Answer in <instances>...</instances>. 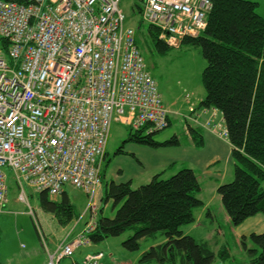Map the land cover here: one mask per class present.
I'll return each mask as SVG.
<instances>
[{"label":"built area","instance_id":"1","mask_svg":"<svg viewBox=\"0 0 264 264\" xmlns=\"http://www.w3.org/2000/svg\"><path fill=\"white\" fill-rule=\"evenodd\" d=\"M211 0H143L142 19L178 47L206 27ZM0 166L36 191L83 189L96 207L114 121L147 131L168 125L169 110L127 25L119 0H0ZM0 169V211L9 202ZM30 214L33 209L29 203ZM97 226L96 217L88 226ZM81 240L67 242L58 258ZM102 253L85 264H102ZM49 264H57L51 255Z\"/></svg>","mask_w":264,"mask_h":264},{"label":"trees","instance_id":"2","mask_svg":"<svg viewBox=\"0 0 264 264\" xmlns=\"http://www.w3.org/2000/svg\"><path fill=\"white\" fill-rule=\"evenodd\" d=\"M211 1L206 27L195 37L185 36L178 47L161 39L154 24L149 23L148 32L161 51L184 43L201 48L207 62L202 72L206 95L195 109L215 112L219 116L216 122L223 128V135L219 136L227 138L232 146L234 178L220 184L217 190L232 223L237 225L264 213V16L258 13L259 3L254 0ZM137 8L141 11L142 6ZM3 45L6 48L7 41L3 40ZM146 128H131L128 140L151 147L181 145L177 135L159 141L154 138L156 132L146 133ZM188 129L195 145L203 147L201 127L188 124ZM123 151L122 145L117 152ZM163 173L154 174L149 182L136 188L132 180L106 184L98 225L89 233L90 241L98 243L133 229L123 245L138 250L143 238L161 233L166 240L151 245L140 261L214 264L220 258L225 262L230 257L227 249L216 252L208 241H199L181 230L183 224L195 220L194 209L204 205L198 196L202 186L195 169L183 167L169 177H163ZM106 202L117 208L113 216L105 214ZM40 205L54 214L61 225L72 223L76 217L65 190L57 198H52L47 190L40 191ZM242 246L249 253L250 264H264V230L244 235ZM75 255L61 259L60 264H83L85 257Z\"/></svg>","mask_w":264,"mask_h":264},{"label":"rangeland","instance_id":"3","mask_svg":"<svg viewBox=\"0 0 264 264\" xmlns=\"http://www.w3.org/2000/svg\"><path fill=\"white\" fill-rule=\"evenodd\" d=\"M254 1L259 3L258 13L264 15V0ZM119 4L126 15L127 25L136 30L137 42L148 69L157 80L164 104L171 110L170 125L156 132L154 138L162 141L177 135L182 147H151L128 140L131 127L125 122L114 121L107 143V157L101 169L104 185L95 199L96 207L87 208L89 197L83 189L73 185L65 186L76 215L68 225L59 224L54 214L45 211L40 205V192L23 181L26 202L33 209V214H30L26 202L19 199L21 187L13 170L8 166H0V169L7 173L9 183V202L5 209L0 211V261L4 264H48L51 255L59 259L58 254L63 244L81 240L75 257L80 254L85 257L90 251L102 250L105 254V264H145L140 261L142 253L151 245L164 242L166 238L163 234L143 238L138 250H129L123 245V241L134 232L133 229L106 237L98 243L87 244V228L92 217L100 213L98 210L103 205L104 188L112 180H132V186L136 188L149 182L154 174L163 170V177H169L183 167H191L197 169L202 186L198 196L204 201V205L194 209L195 220L183 224L181 230L199 241H208L216 252L219 249H227L230 257L225 262L218 258L214 264H250L249 253L244 250L242 239L244 235L250 236L252 232H260L264 228H260V221L252 217L237 225L232 223L217 190L220 184L234 178L232 147L226 140L205 132L203 136L206 137L207 144L201 148L196 147L185 120L187 117L193 120L200 118V114H197L199 111L193 107L206 95L202 72L207 62L201 48L184 43L179 48L167 47L163 51L159 50L149 35V23L143 21L141 11L137 8V5H143V0H119ZM0 49L6 52L1 36ZM205 122L211 124L208 118ZM223 126L225 128L224 122ZM122 145L124 151L117 152ZM175 150L182 151L176 156L178 161L172 166H164L166 155L173 154ZM214 156L215 158L207 161L215 163L210 169V172L215 174L206 173L202 166L196 168V157L205 160ZM104 204L105 214L113 216L117 208H113L112 202ZM252 245L249 243V246Z\"/></svg>","mask_w":264,"mask_h":264},{"label":"crops","instance_id":"4","mask_svg":"<svg viewBox=\"0 0 264 264\" xmlns=\"http://www.w3.org/2000/svg\"><path fill=\"white\" fill-rule=\"evenodd\" d=\"M263 15V14H262ZM264 16V15H263ZM198 103H196V105H197ZM169 108V107H168ZM200 114L201 116H200V118L201 119H205V117H206V115L204 114V111H200L199 110V112H197V114ZM170 116H171V114H170ZM217 118L219 119V116H217ZM171 120V119H170ZM203 129V130H202ZM201 129V131H202V133L203 132H205V133H210V134H212V135H214V136H216V137H218V138H221V139H224V140H226L229 144H230V142L227 140V138H224V137H220V136H218L215 132H213L212 130H210V129H207V128H202ZM190 136H192L191 134H190ZM204 139H205V145L207 144V140H206V137H204ZM193 145V144H192ZM231 145V144H230ZM195 146V145H194ZM173 147H176V148H181L182 147V145H178V146H173ZM197 147V146H196ZM232 147V146H231ZM199 148H201V147H199ZM232 150V149H231ZM180 153H182V151H178V150H175L174 152H173V154H167L166 156H167V158L164 160V166L165 165H167V166H169V165H174L175 163H176V161H178V158L176 157V156H178ZM211 158H215V156L214 157H210V158H207V159H205V160H203V159H201V158H197L196 157V168H198V166H202V168H204L205 169V171H206V173H212V174H215V172H210V169H211V167L213 166V165H215V163L214 164H211V161H207V160H209V159H211ZM206 161V162H205ZM230 161V160H229ZM231 162V161H230ZM164 171V170H163ZM196 172H197V169L195 170ZM104 185V184H103ZM103 185H102V188H103ZM218 188V187H217ZM252 218H256V219H258V221H260V225H261V227L260 228H264V213H260V214H257V215H255V216H253ZM246 221V220H245ZM262 230V229H261ZM264 230V229H263ZM262 230V231H263ZM261 232V231H260ZM91 252V251H90ZM105 258V257H104ZM104 262V261H103Z\"/></svg>","mask_w":264,"mask_h":264}]
</instances>
